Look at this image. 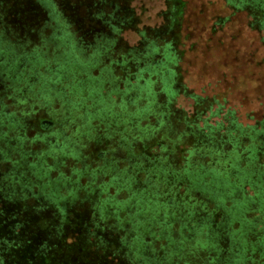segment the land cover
I'll return each mask as SVG.
<instances>
[{
	"label": "trees",
	"instance_id": "trees-1",
	"mask_svg": "<svg viewBox=\"0 0 264 264\" xmlns=\"http://www.w3.org/2000/svg\"><path fill=\"white\" fill-rule=\"evenodd\" d=\"M35 2L48 14L42 31L34 39L20 41L17 59H8L7 49L0 48V78L11 83L9 96L15 99L9 115L5 113L9 97L0 96V122L16 118L19 127L2 129L1 124L0 148L3 143L10 145L5 139L10 133L19 138L28 158L29 149L40 144L34 161L45 184L69 161L74 176L58 172L53 178L69 182L66 197L73 201L62 224L54 218L55 240L49 234L42 242L36 239L42 233L29 217L22 232L21 227L5 225L2 214L9 218L14 206L0 197V239L7 242L1 263L56 264L57 256V264H264V117L258 121L262 126H244L229 110L223 121L212 123L211 118L223 115L224 108L218 104L213 110L219 100L210 96L206 84L211 69L229 64L238 68L244 58L243 47L237 44L243 34L225 30L227 21L248 18V29L263 33L264 0H165L166 27L149 28L137 18L129 28L122 20L121 32L115 20L118 13L126 16L120 10L123 1L109 5L99 0L112 17L108 16L110 30L90 36L94 45L85 42L88 34L65 16L57 0ZM74 2L79 5L78 18L87 23V5ZM219 2L235 12L223 22L215 21L222 28L212 30L211 9ZM195 22L200 23L198 30ZM126 31L135 44L125 38ZM10 40L17 42L12 35ZM263 50L264 39L255 54ZM89 51L96 55L88 60ZM255 54L246 60L259 59ZM260 63L264 64V56ZM100 67L108 76L123 68L129 72L125 79L116 76L126 95L115 112L101 96L100 77L92 74ZM191 68L209 96L187 93L183 79ZM151 69L160 73L166 112L156 113L147 97L157 91ZM166 73L174 85L181 79L180 91L173 89ZM219 78L227 90L232 88L227 77ZM178 93L194 98L192 115L174 109L176 100L170 97ZM44 121L52 125H43ZM29 131L41 136L27 144L21 134ZM97 213H106L118 225H110L116 229L113 235L107 240L98 236L99 242L86 228L96 224ZM64 219L75 226L64 230ZM66 231L68 243L62 238ZM21 233L28 236L21 239ZM52 244L57 245L50 248ZM26 251L31 255L20 263L18 258H25ZM40 258L54 261L37 263Z\"/></svg>",
	"mask_w": 264,
	"mask_h": 264
},
{
	"label": "rangeland",
	"instance_id": "rangeland-1",
	"mask_svg": "<svg viewBox=\"0 0 264 264\" xmlns=\"http://www.w3.org/2000/svg\"><path fill=\"white\" fill-rule=\"evenodd\" d=\"M81 1H83L82 4L87 5L88 8L86 16L87 23L84 21V19L78 18L79 5L76 4L74 0H57V2L61 4V8L64 10L65 16L71 19L72 22L78 24V27L86 32V35L88 34L87 37L89 38V40L87 39L85 42L92 43L94 45L95 43L93 41L91 42V40L93 39H90V36L95 34H97V36L98 34H105L107 30H110V20L108 19V16L110 14L105 12L104 4L101 3L102 1L103 3L104 1H106L105 3L110 5L112 2H115V0H101V3L99 2V0H80V2ZM122 1V7L120 10H122L126 14V16L119 15L118 13L117 20H115L116 22H118L117 27L118 29H120V32L122 31L120 25L122 20L125 21L124 26H128L129 28L133 21L136 22L137 18L141 19L140 24H144V26L148 24L147 26H149V28L152 27L157 29L162 26L166 27L167 21L164 19L163 15L165 14V12H167L168 9L165 4V0ZM211 11L212 12L210 13L209 27L212 30H220L222 28V26L221 28L219 25L217 26L215 24V21L223 22L227 19V17H229V15H234L235 12L231 11L230 8L228 6L226 7V5L224 3L222 4V2L212 5ZM127 14L131 15L132 19L128 18ZM109 17H112V15H110ZM47 19L48 14L38 6L35 0H0V48L2 50L7 49V58L17 59L18 56H21L20 50H18L20 44L22 42H26L25 40L28 36L34 39L35 36L45 27ZM237 21L238 23H236L239 29L236 27L235 22H231L228 24L229 20L227 21L224 28L225 30H229L231 34L236 29L243 34V36L240 40H238L237 43L239 47H243V52L241 54L244 55V58H242L241 65L238 68L229 64L225 69H211L207 75L210 82L206 83L209 84L208 89L210 90H208V93H211V95L205 91H202V85L196 81L197 76L195 75L196 71H194V68H191L189 70V73L187 75H184L183 85L187 88V93L194 94L199 97H204V95L216 96L219 101L213 104V110L217 109L216 107H218V104L221 105L224 109L222 113L223 115L218 118H211L212 123L215 124L216 122L218 123L223 121L225 112L230 110L231 112L235 113L234 118L238 123L244 126L257 125V127H259L262 122L259 123L258 121H261L264 117V64L260 63V60L264 56V50L260 54L256 53L259 59L252 58L251 60H246V58H248V55L250 54H255V52H257V49L262 46L264 39H262V37L264 36V32L260 33V31H250L248 29V18L247 20L239 18ZM98 24L100 25V28H98ZM194 24V26L198 30L200 28V23L195 22ZM128 33L130 32H124L125 38L131 41V44H135L137 42L136 39L132 36L131 33V35H129ZM11 35L16 38L17 42L10 40ZM5 37V41H1V38ZM238 50L239 48L237 47L233 48L232 53L237 54ZM95 55L96 54H94L92 51H89L88 60L89 58L93 59ZM101 62H104V59H101L100 63ZM178 66L181 67V62L178 64ZM0 72V74H2V71ZM150 73V78L153 81H156L155 84L157 85L155 86V88L157 90L156 93H158H152L149 95L147 94V97L150 101H152L151 103L155 105L153 110H155L156 113L158 112V110L166 112V91H159L160 86L163 85L161 84L162 82H159L160 73L156 75L153 69L150 70ZM92 74L100 77V79L97 78L100 83L99 90L101 88V96L108 105V108L113 107L114 110L112 111H117L121 107V98H124L123 96L126 94L124 93V86L122 85L120 87V84L117 83L118 79H116V76L118 75L123 79L128 78L129 72H127V69L123 68L122 71L118 70V73L115 72L113 73V75L111 74L110 76H108L100 67V69L93 70ZM131 74H134L133 70ZM221 75L227 77L228 84L232 86V88L229 89L230 91L227 90L224 85H222L221 81H218ZM166 79L168 80L167 73ZM168 81L170 83L172 82L170 79ZM181 82V79H179L177 82L175 81L176 85H174L172 82L173 89L180 91L179 89ZM117 85H119V87H117ZM11 88L12 85L10 82H8L5 78H0V96L2 98L9 97L8 101L5 103V113H9V115L15 101L14 98H11L9 96L12 95L11 93H13ZM37 94H39L38 91H34L32 93L34 97H37ZM188 96L189 94L182 95L181 93H178L175 98L170 97V100H176L174 109H183L190 115H192L194 111V98L192 96ZM160 105L162 108L159 109ZM16 120V118L12 119L11 117H7L6 120L0 122V126L2 124L1 128L6 129L9 127V125L10 127H13L14 125L19 129ZM162 133L164 134L163 131L159 132V134ZM38 134H40L39 136H41V133ZM3 135V133L0 134V140H2L1 137ZM39 136L34 131H29L25 135L23 133L21 134V138L23 137L24 142L27 144L34 142L35 140H37L36 137ZM5 139L10 145L3 143L2 147L0 148V164H2V166L0 167V197L4 198L5 201L11 200L8 202L13 204L14 206V209L10 211L11 215L9 218L5 217V213L2 214L5 225H12L13 229L20 230V227L23 226L24 221L29 224L27 220V218L29 217L32 220V224H30L33 225L37 232L42 233L41 237L39 235L38 238H36L37 241L42 240L43 242V240H46V236H48L49 234L53 238V240H55L58 226L56 224L54 226V218L56 216L58 220L57 223L62 224L64 218L63 215L65 214L66 216H68L70 212V210H68V207L72 205L73 200L66 197L65 190L69 188V182H67L66 180L57 182V179L53 177L57 176L58 172L60 173V175L65 174L67 176L73 177L74 175L72 169L74 170L75 168L69 163V161H66V163L60 165V168H57L58 172H52V177L50 178V180H48V183L45 184V182L41 180V178H44L42 177V171L39 170V168L36 166V161H34L36 154L41 148L39 146L40 144H38L37 147L32 146L31 149H29L32 157L28 158V156L22 154L23 152L27 154V151L19 143L20 141L18 140L19 138L16 137V134L10 133L5 137ZM82 180H80L81 185H84V181ZM246 189L248 190V188ZM15 209L21 211H17ZM106 213H97L95 218L96 224L86 226L87 230L91 229L93 231V234H95L97 237L99 236L100 238H103L104 240H107V237L112 236V232L116 230L110 229V225L114 224L115 227H118L117 223L113 220H110ZM49 219L53 220L50 221ZM66 223L67 222L65 221V224L62 225L61 228H65L64 230L67 231L72 229V227L76 224L75 222L69 224ZM125 223L126 221H124V225ZM51 226H54V229L52 231L50 230L52 229ZM81 226L84 227L83 224H81ZM23 227H21V232ZM67 231L66 234L62 237L63 240H66V242L69 239V233ZM21 236V239H24V237L28 235L21 233ZM99 237L97 238L98 242L100 241ZM116 237H118V234H116ZM36 239L27 240L33 241ZM0 240L2 241V247L0 245V264H2L1 261L3 259L5 260L6 258L5 256H3V251L7 246V242H4V239ZM97 241H93L94 246ZM4 244L6 245L5 247ZM10 245H13V242H10ZM55 245L57 244H52L50 248ZM8 250L9 249H6L5 251ZM30 253L31 252L26 251L25 258L23 256V259L18 258L20 263L26 261L27 256L31 255ZM45 260L49 262L54 261L53 258H40L37 263H41ZM55 260L57 264V256H55ZM27 264L34 263L33 261L28 260ZM66 264H70V262L68 261L66 262Z\"/></svg>",
	"mask_w": 264,
	"mask_h": 264
},
{
	"label": "flooded vegetation",
	"instance_id": "flooded-vegetation-1",
	"mask_svg": "<svg viewBox=\"0 0 264 264\" xmlns=\"http://www.w3.org/2000/svg\"><path fill=\"white\" fill-rule=\"evenodd\" d=\"M43 125H52V122H50V121H44L43 122Z\"/></svg>",
	"mask_w": 264,
	"mask_h": 264
}]
</instances>
